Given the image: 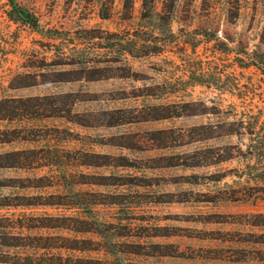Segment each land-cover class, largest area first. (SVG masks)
I'll return each instance as SVG.
<instances>
[{"label": "rangeland", "instance_id": "1", "mask_svg": "<svg viewBox=\"0 0 264 264\" xmlns=\"http://www.w3.org/2000/svg\"><path fill=\"white\" fill-rule=\"evenodd\" d=\"M143 1L0 0V264H264V199L200 162L264 121V0Z\"/></svg>", "mask_w": 264, "mask_h": 264}, {"label": "trees", "instance_id": "2", "mask_svg": "<svg viewBox=\"0 0 264 264\" xmlns=\"http://www.w3.org/2000/svg\"><path fill=\"white\" fill-rule=\"evenodd\" d=\"M230 2L231 1H229L228 4H231V6L235 5V10L239 11L240 5L236 2ZM6 3L10 7L6 11L10 18L19 17L24 19V17H27V12L17 0H6ZM147 4V0H144L143 6L145 7ZM150 7L152 8L151 4H149V8ZM173 7L174 6L168 9V15L173 12ZM251 64L264 73V52L261 53V56L258 58H252ZM5 102H7V99H0V112L6 107L4 106ZM235 118V120L230 122V125L237 123L241 131H239L238 128L231 129L230 134L234 132L247 137L245 150H241L238 145L234 146L230 144L209 147L206 148L207 150L201 149L203 151L200 162H203V158L208 159L210 161L209 164H218L235 159L238 160L239 167H237V169L235 167L231 173L232 177H234L232 180L234 184L225 183L227 185L222 191L223 195L220 197L221 200L248 202L256 199H264V121H259L257 114L248 112H244L238 117L235 116ZM14 154H17V152H14ZM219 180V178L214 179V181ZM57 247L63 246L59 244ZM54 259L55 261L51 264H87L80 258L63 257L61 254L55 256ZM38 264L44 263L40 262Z\"/></svg>", "mask_w": 264, "mask_h": 264}]
</instances>
